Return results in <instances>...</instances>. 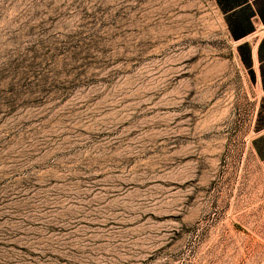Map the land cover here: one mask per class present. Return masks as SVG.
Segmentation results:
<instances>
[{
  "label": "rangeland",
  "instance_id": "1",
  "mask_svg": "<svg viewBox=\"0 0 264 264\" xmlns=\"http://www.w3.org/2000/svg\"><path fill=\"white\" fill-rule=\"evenodd\" d=\"M261 106L213 0H0V264H264Z\"/></svg>",
  "mask_w": 264,
  "mask_h": 264
},
{
  "label": "crops",
  "instance_id": "2",
  "mask_svg": "<svg viewBox=\"0 0 264 264\" xmlns=\"http://www.w3.org/2000/svg\"><path fill=\"white\" fill-rule=\"evenodd\" d=\"M230 39L240 47L262 94L251 150L264 171V0H213Z\"/></svg>",
  "mask_w": 264,
  "mask_h": 264
}]
</instances>
